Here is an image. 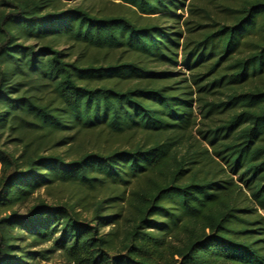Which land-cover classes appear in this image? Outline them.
<instances>
[{"label":"trees","instance_id":"1","mask_svg":"<svg viewBox=\"0 0 264 264\" xmlns=\"http://www.w3.org/2000/svg\"><path fill=\"white\" fill-rule=\"evenodd\" d=\"M54 253L264 264V0H0V264Z\"/></svg>","mask_w":264,"mask_h":264},{"label":"rangeland","instance_id":"2","mask_svg":"<svg viewBox=\"0 0 264 264\" xmlns=\"http://www.w3.org/2000/svg\"><path fill=\"white\" fill-rule=\"evenodd\" d=\"M25 210H26V208L23 207L21 209V213H24ZM38 261H39V264H66L65 261L63 260V258L60 256L59 253L52 254L48 260H45V259L40 258V259H38Z\"/></svg>","mask_w":264,"mask_h":264}]
</instances>
